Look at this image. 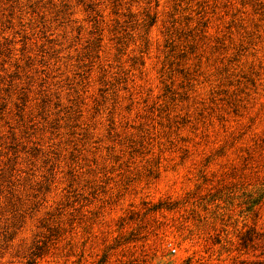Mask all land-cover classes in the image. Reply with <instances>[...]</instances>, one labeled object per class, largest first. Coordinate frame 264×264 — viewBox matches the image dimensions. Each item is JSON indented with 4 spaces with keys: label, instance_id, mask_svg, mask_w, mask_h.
<instances>
[{
    "label": "rangeland",
    "instance_id": "rangeland-1",
    "mask_svg": "<svg viewBox=\"0 0 264 264\" xmlns=\"http://www.w3.org/2000/svg\"><path fill=\"white\" fill-rule=\"evenodd\" d=\"M0 264H264V0H0Z\"/></svg>",
    "mask_w": 264,
    "mask_h": 264
}]
</instances>
